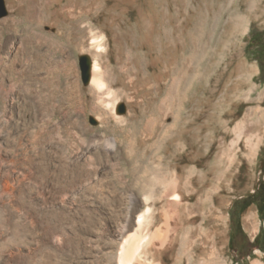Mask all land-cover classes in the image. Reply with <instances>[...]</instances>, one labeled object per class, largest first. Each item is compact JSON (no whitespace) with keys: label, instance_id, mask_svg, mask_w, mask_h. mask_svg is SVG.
<instances>
[{"label":"rangeland","instance_id":"1","mask_svg":"<svg viewBox=\"0 0 264 264\" xmlns=\"http://www.w3.org/2000/svg\"><path fill=\"white\" fill-rule=\"evenodd\" d=\"M3 1L0 110L7 121L29 119L0 152V203L13 210L31 188L39 203L77 219L70 197L85 186L97 192L95 183L121 202L117 225L106 209L92 212L99 226L86 242L29 212L57 264L83 255L119 264L127 222L134 238L126 250L140 264H264L257 199L237 218L264 178V64L246 50L264 31V0ZM82 56L98 66L103 89L84 83ZM108 89L118 98L113 110L99 100H110ZM7 128L0 120V136ZM95 143L101 152L81 158ZM44 148L55 151L54 174ZM144 216L155 233L148 245L135 236ZM39 249L21 246L0 264H34Z\"/></svg>","mask_w":264,"mask_h":264},{"label":"bare ground","instance_id":"2","mask_svg":"<svg viewBox=\"0 0 264 264\" xmlns=\"http://www.w3.org/2000/svg\"><path fill=\"white\" fill-rule=\"evenodd\" d=\"M11 5L12 4H10V6ZM9 19L10 17L7 18V20ZM0 43H1V38H0ZM98 70L99 68L96 64L91 66L90 68V79L91 80L90 81L92 84H94V86L97 87V89L101 90L104 87V82H103L102 74ZM7 84H8V79L5 77L3 71H0V100H3L6 96ZM106 93L109 94L110 100L106 101L105 99L102 98V96L99 97V100L102 105H107V107L111 106L110 108L113 110L115 107H117L118 98L115 94H113V91H111L110 89H108ZM98 109H96L95 111L99 112ZM106 113L107 112H105L104 114L103 112L102 115L100 114L102 116L101 122L106 123L107 119L109 121V116L106 115ZM3 114H4L3 111L0 110V120H2L3 122L5 121V124L8 126L7 128L8 130L5 134L0 136V140L2 139L0 141V152L4 151V153H7L8 149L6 148L7 146L5 145L8 144V142L10 141L9 140L10 137L12 135L14 136L18 133H21L22 131H25L27 120L29 118L25 117V119L23 118L22 120H20V118H16L12 121H7L4 119ZM113 117L114 119H116L117 122L122 119L121 117H118L117 115H114ZM113 117H110V118H113ZM39 135L40 133L38 134V136ZM91 152L92 153L101 152V148L98 147L97 143L91 144L88 147H86L83 150L80 157L84 158L87 156L88 153L91 154ZM39 155L42 159V163L43 162L46 163L47 167L49 168V171H51L50 173L54 174L55 172L54 167H55V161H56L55 151L53 152L52 149L46 148ZM95 179L97 180V177H95ZM95 184L91 185L89 189H96L95 191L97 192H88L89 190L85 189L87 188L85 186L83 190L81 189L77 190L70 197L71 204L74 206L72 207L73 213L75 212L76 215L79 212L82 213V216L77 217V219L70 218L71 219L70 220L69 218H65L64 216L65 212L61 208V206H58L56 204L43 205L39 203L36 200L35 193L32 191L31 188H27L23 190L18 195V201L16 205L18 206L19 211L16 210L17 207L15 208L17 212L13 211L16 205L13 207V210H12L11 208H8V206L4 205L3 203H0V259L4 255L11 254L14 252V250L20 249L21 246H29V248H31V246L33 245H37V246L40 245V249H39L40 255L39 256L36 255L37 257L34 260L35 262L34 264H38L37 263L38 261L44 262L43 264H47V263L57 264L58 254H57L56 249L51 247L50 245L43 244L40 227L32 222L29 212H32L34 215L39 217L42 220V222H44L47 225H51L56 228H62V229L64 228L65 231L72 233L73 236L74 235L80 236V238L83 239L84 242L90 239H93L94 235L96 234V230L99 226V222L97 218L93 217V213H92V212L98 213L96 209L102 208L101 210H103V212H104V209H106L107 210L106 214L109 216L108 220L110 221V223L114 225L119 224L118 221H121V220H118V209L114 206L118 205L119 207V204H121V202L116 203V200H114L113 198L110 199L108 198V196H105L104 194H105L106 188L102 186L94 187ZM1 196L2 195L0 193V197ZM180 196H181V192L177 190L175 194V198H180ZM102 197H105L107 202H105V200H101ZM108 203L109 205H106ZM103 204H105L104 207H103ZM132 212H133L132 215L137 213L138 208L132 210ZM63 219H68V220L64 221ZM146 221H148L147 217L144 216L143 220L138 223L139 227H141V230L138 231V233L135 235V236H138L141 242V245L143 244L148 245L147 243L152 241L153 236L155 237V233L153 234V236H151L149 228L144 227L145 224L147 223ZM245 221H246V224L251 227L252 233H255L256 230L254 228V211L253 210L248 211L245 217ZM65 224H66V228L63 226ZM133 225H134L133 223H128V222L125 223L121 229L120 234L119 235L117 234L119 238H122V239L123 237L125 238L122 244L123 249L119 255V264H140L135 259V256L129 255L126 250L128 247L132 245V242H133L134 237L128 234L130 230L133 228ZM75 228H77L78 232L80 233H77V230ZM169 231H170L169 227L166 226L165 233L169 234ZM125 251L127 253H125ZM88 258H89L88 255L80 256L76 258L75 264H88L89 263Z\"/></svg>","mask_w":264,"mask_h":264},{"label":"trees","instance_id":"3","mask_svg":"<svg viewBox=\"0 0 264 264\" xmlns=\"http://www.w3.org/2000/svg\"><path fill=\"white\" fill-rule=\"evenodd\" d=\"M264 31L262 32H257L252 35L249 44L247 45V54L249 58L258 60L262 66L264 64ZM262 172L264 174V163L262 165ZM257 199V208H258V213L261 219L264 220V178L262 182L259 184L257 187V190L253 195L248 196L246 199L242 200L240 203V206L237 211V218L252 204L253 199ZM238 225V224H237ZM261 233H259L255 240L253 241L254 245L258 244V240L260 237ZM262 250L264 251V243L261 246Z\"/></svg>","mask_w":264,"mask_h":264},{"label":"water","instance_id":"4","mask_svg":"<svg viewBox=\"0 0 264 264\" xmlns=\"http://www.w3.org/2000/svg\"><path fill=\"white\" fill-rule=\"evenodd\" d=\"M5 13H6V9L4 5V1L0 0V16L5 15ZM80 63L82 70V79L84 83H87L90 79V68H91L90 60L88 59V57L82 56L80 59Z\"/></svg>","mask_w":264,"mask_h":264}]
</instances>
